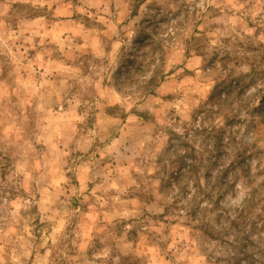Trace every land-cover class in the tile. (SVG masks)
<instances>
[{
  "label": "rangeland",
  "instance_id": "1",
  "mask_svg": "<svg viewBox=\"0 0 264 264\" xmlns=\"http://www.w3.org/2000/svg\"><path fill=\"white\" fill-rule=\"evenodd\" d=\"M234 11L228 0H0V236L28 241L20 264H150L151 245L141 249L139 234L120 229L134 207L169 231L187 225L156 211L159 185L145 182L135 143L168 114L151 100L192 87L181 78L202 66L205 50L222 71L215 87L241 79L237 69L264 72V27L246 20L256 29L247 35L233 27ZM154 13H175L174 26L146 34ZM137 44L158 52L160 65L145 107L130 115L108 85Z\"/></svg>",
  "mask_w": 264,
  "mask_h": 264
},
{
  "label": "clouds",
  "instance_id": "2",
  "mask_svg": "<svg viewBox=\"0 0 264 264\" xmlns=\"http://www.w3.org/2000/svg\"><path fill=\"white\" fill-rule=\"evenodd\" d=\"M228 3L235 10L234 28L244 24L243 31L252 35L256 29L244 21L264 27V0ZM153 15L156 19L143 26L146 34L175 24V13L165 20H159V13ZM43 20V15L38 18ZM168 32L174 35L172 28ZM159 55L137 44L127 58L132 63L126 61L120 74L110 79L112 102L130 115L132 108L145 107L141 102L155 87L145 85L160 65ZM201 56L202 66L181 78L192 87L177 86L176 96L167 101L151 100L154 110L168 114L161 115L152 134L138 130L134 149L136 155L143 153L140 171L147 174L145 182H158L156 211L173 213L187 225L169 231L159 219L143 217L134 207L121 214L120 229L126 237L139 234L141 249L145 242L151 245L145 253H151L150 264H264V207L257 210L256 203L264 202V72H253L251 66L237 69L241 79L215 87L222 71L210 50ZM152 59L155 63L149 64ZM118 243L131 247L123 240ZM29 250L23 235L0 236V264H20Z\"/></svg>",
  "mask_w": 264,
  "mask_h": 264
},
{
  "label": "trees",
  "instance_id": "3",
  "mask_svg": "<svg viewBox=\"0 0 264 264\" xmlns=\"http://www.w3.org/2000/svg\"><path fill=\"white\" fill-rule=\"evenodd\" d=\"M155 78H156V75L153 74V76L147 82L151 83V82H153L155 80Z\"/></svg>",
  "mask_w": 264,
  "mask_h": 264
}]
</instances>
